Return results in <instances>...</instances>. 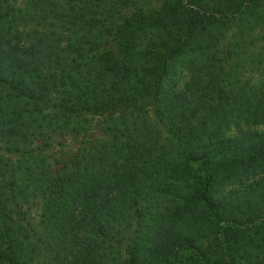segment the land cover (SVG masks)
Returning a JSON list of instances; mask_svg holds the SVG:
<instances>
[{
    "label": "trees",
    "instance_id": "obj_1",
    "mask_svg": "<svg viewBox=\"0 0 264 264\" xmlns=\"http://www.w3.org/2000/svg\"><path fill=\"white\" fill-rule=\"evenodd\" d=\"M239 123L264 125V0H0V264H264Z\"/></svg>",
    "mask_w": 264,
    "mask_h": 264
},
{
    "label": "rangeland",
    "instance_id": "obj_2",
    "mask_svg": "<svg viewBox=\"0 0 264 264\" xmlns=\"http://www.w3.org/2000/svg\"><path fill=\"white\" fill-rule=\"evenodd\" d=\"M157 7H159V5H157V4L153 5L151 7H148L146 9H144L136 17H134L131 13L130 14L131 20L129 18L130 17V15H129L128 19L123 20V21L126 22V25L128 27V26L132 25L134 23V21H136L138 19V17H142V16L146 15L148 12H150L152 10V8L154 9ZM123 21H121V23H123ZM35 26H36V28H39V27H37V25H35ZM117 38H118V35L114 34L103 45H100L98 47H91V48L87 49L85 51V54L86 55H93V54H99V53H109V54L115 56L116 58H118L120 56V50H119ZM189 79H190L189 72L187 70L182 71L178 77V80H177V91H182L186 87V85L188 84ZM139 106L146 108L147 111L151 112V110L148 106V102H143ZM95 120L99 121V125L97 127V129H99L101 127L103 120H104V117L103 118H96ZM246 129L258 131V132H264V125L253 124V123L235 124V125L230 126L225 131V136L231 137V136H234L238 131L246 130ZM98 134H99V132H94L92 135L94 137H97ZM80 148H81L80 143L71 137L58 138L54 141L52 147H50L46 151V155H48L51 159H53V157H59L61 155L76 153ZM12 159L15 160L17 158H12ZM39 210H40L39 205L37 203H33L30 208H26V211L28 213L26 223H28L30 225V227L37 228L38 222H39V212H40Z\"/></svg>",
    "mask_w": 264,
    "mask_h": 264
}]
</instances>
